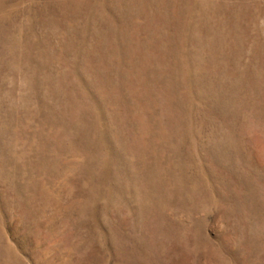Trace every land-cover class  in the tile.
Instances as JSON below:
<instances>
[{
	"label": "rangeland",
	"instance_id": "obj_1",
	"mask_svg": "<svg viewBox=\"0 0 264 264\" xmlns=\"http://www.w3.org/2000/svg\"><path fill=\"white\" fill-rule=\"evenodd\" d=\"M0 264H264V0H0Z\"/></svg>",
	"mask_w": 264,
	"mask_h": 264
}]
</instances>
